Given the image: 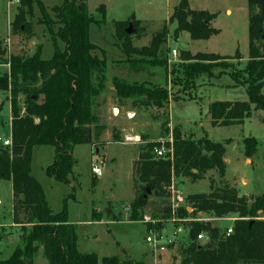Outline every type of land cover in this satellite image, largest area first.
I'll return each mask as SVG.
<instances>
[{
  "label": "trees",
  "instance_id": "obj_1",
  "mask_svg": "<svg viewBox=\"0 0 264 264\" xmlns=\"http://www.w3.org/2000/svg\"><path fill=\"white\" fill-rule=\"evenodd\" d=\"M16 2V12L9 23L10 33L21 39L32 38L30 17L34 0ZM38 4V22L46 27L54 42L52 56L42 59L39 46L33 53L10 54L4 60L8 69L0 74V90L8 92L11 116V144L0 143V178L11 182L12 223L22 230L20 243L8 258L0 262L33 264V255L42 246L49 264H99L94 252L78 249L76 225L68 221L66 207L54 212L31 172L33 147L51 145L53 160L45 172L55 180L67 183L76 162L73 147L103 142L106 126L101 122L97 98L106 87L107 62L97 55L98 46L89 40L88 33L89 25L98 21L88 12L85 0H64L61 5L50 8L52 15L41 2ZM247 6V61L242 70L229 73L234 85L245 87L247 100L210 102L208 114L212 126L241 124L250 116L251 107L264 110L261 91L264 85V0H247ZM98 9L104 15V5ZM215 16L216 13L207 10L191 9L188 0H179L168 21L175 22L174 35L186 31L191 39H207L217 32L211 25ZM126 22L115 20L112 23L115 44L126 55L124 59L112 62L113 71L116 70L111 78L113 98L118 105L131 99L133 107H153L158 111L153 117L161 118V130L166 136L170 130L167 109L171 97L168 89L148 80L131 79L130 75L153 74L155 68L167 70V56L159 52L166 43L168 28L163 24L148 44L137 47L125 31ZM132 22L138 32V20ZM57 39L63 42L62 49L57 46ZM3 52L0 48V54ZM179 58L182 63L175 71L180 70L184 82L192 83L203 73L212 74L211 63L207 61L218 59L219 55L190 54L182 50ZM171 132L172 160L155 155V142L148 141L138 149L133 164L134 197L129 203V220H143L149 197L154 196L161 200L153 202L159 213L153 214L152 218L175 217L188 221V241L177 247L180 264H264V191L246 197L227 183L216 186L210 180L208 192L188 194L185 203L176 208L173 216L167 199L170 197L167 188L172 179L184 177L196 182L211 170L223 176L225 144L230 139L216 142L206 135L204 129L196 139L179 127L172 128ZM117 133L112 134L115 142L121 141ZM242 142L245 156L251 157L256 152L257 140L248 136L242 138ZM92 184H96L95 179ZM199 214L209 218L236 215L237 219L233 221L232 232L226 235V226L199 220ZM92 217L99 219L94 210ZM147 225L162 229L159 222ZM200 233L206 236L205 240L197 239ZM100 264L148 263L111 255L103 256Z\"/></svg>",
  "mask_w": 264,
  "mask_h": 264
},
{
  "label": "rangeland",
  "instance_id": "obj_2",
  "mask_svg": "<svg viewBox=\"0 0 264 264\" xmlns=\"http://www.w3.org/2000/svg\"><path fill=\"white\" fill-rule=\"evenodd\" d=\"M38 1L47 7L52 15L50 8L61 5L64 0H34L30 17L34 36L21 39L18 35L10 33L9 25L18 2L0 0V48L4 51L0 54V74L7 71L8 65L4 60L10 54L22 51L33 53L39 46L42 59L52 56L54 42L46 27L38 22ZM178 1L85 0L88 12L98 21L89 25V40L98 46L97 55L104 57L107 62L106 87L97 98L101 122L106 126L102 135L103 142L98 145L78 144L73 147L72 155L76 162L67 183L57 181L45 172L46 166L53 160V146L36 145L32 149L31 172L42 186L48 205L54 212L60 211L63 206L66 207L68 221L76 225L78 249L82 252H94L99 258V264L103 256L111 255L129 257L148 264H175L177 247L188 241L187 219L152 218L153 214L159 213L154 209L153 202L161 200L154 196L149 197L148 206L144 211L143 219L148 217V222L129 220V203L134 197L133 164L138 157V149L148 141L158 145V139L164 138L165 135L163 136L160 126L161 118L153 117L158 114L153 107H133L131 99L118 105L113 98L110 86L116 70L113 71L112 62L126 57L122 49L115 44L112 24L115 20H126L125 29L131 24V43L137 47L148 44L154 32L163 24L168 28L166 43L161 46L159 53L167 56L173 48L177 53L171 62L167 61V70L155 68L153 74L139 73L130 75V78L159 83L168 89L171 97L167 109L169 129L179 127L194 139L202 135V129L216 142L230 139L229 143L225 144L224 159L227 163L223 176L211 170L196 182L184 177L172 179L171 183L173 182L182 193L183 203L188 194L208 192L210 180L216 186L227 183L246 197L264 191V110L251 107L250 116L241 124L229 126H212L208 114V105L212 101L247 100L245 87L234 85L229 75L230 72L242 70L247 61V0H188L191 9L216 13L211 25L217 32L207 39H191L186 31L174 35L175 22H169L168 18ZM100 5L105 7L104 15L97 11ZM135 19L138 20V32H135L136 27L132 22ZM56 44L60 49L64 47L59 39ZM182 50L189 51L190 54L202 52L219 55L218 59L207 61L211 63L212 74L203 73L192 83L184 82L180 70L175 71L182 63L179 58ZM261 91L264 95V85ZM10 119L8 92L0 90L1 144L5 138L10 137ZM114 131L118 132L121 141L112 140ZM125 134H138L142 142H122V136ZM248 136L257 140L254 158L244 154L242 138ZM246 157L248 159L244 162ZM92 165L100 167L101 175L92 172ZM93 179L96 180L94 185ZM11 209V182L0 178V261L11 255L20 243L22 234L21 227L12 223ZM93 210L97 218V212H100V222L92 217ZM258 213L261 214V211ZM112 215L119 219L114 220ZM197 216L203 218L202 220L215 222L204 214ZM150 220L154 221V224L159 222L161 228L165 229L155 248L148 246L145 239L148 235L145 223L149 224ZM230 223L224 222L225 225ZM33 264H49L42 246L34 253Z\"/></svg>",
  "mask_w": 264,
  "mask_h": 264
},
{
  "label": "built area",
  "instance_id": "obj_3",
  "mask_svg": "<svg viewBox=\"0 0 264 264\" xmlns=\"http://www.w3.org/2000/svg\"><path fill=\"white\" fill-rule=\"evenodd\" d=\"M17 1V0H16ZM176 49H171L169 53L167 54V61L171 62L173 60V57H176ZM122 142H129V143H141V137L138 134H125L122 136ZM3 145H10L11 140L9 138H5L2 141ZM154 153L157 157H168L169 159L172 160L173 158V136L171 130H169L168 134L163 138L160 137L158 139V145L154 148ZM92 172L95 175H101V169L99 166L92 165L91 167ZM168 191L170 193V206L172 210V214L174 216V211L176 210L177 207L183 204V196L182 193L175 187L174 183H170L168 187ZM175 218V217H173ZM199 220H202L203 218H198ZM209 219V218H208ZM215 222L220 223L221 225L226 226L225 229V234L229 235L232 232V224L235 219H237V216H224V217H211ZM143 221L148 222V217H144ZM230 221L231 223L228 225H225L224 222ZM151 224H154L155 222L150 220ZM148 235L146 236V242L149 246L152 248H155L156 245H158V241L162 238V233L160 230L156 229L154 226H150L148 228ZM198 240H205L206 236L202 233L197 235Z\"/></svg>",
  "mask_w": 264,
  "mask_h": 264
},
{
  "label": "crops",
  "instance_id": "obj_4",
  "mask_svg": "<svg viewBox=\"0 0 264 264\" xmlns=\"http://www.w3.org/2000/svg\"><path fill=\"white\" fill-rule=\"evenodd\" d=\"M110 87H111V86H110ZM111 88H112V87H111ZM256 152H257V146H256ZM256 152H255V154H256ZM253 155H254V154H253ZM253 155H252L250 158H252V157L254 158ZM247 159H248V158L246 157V158L244 159V162H245ZM250 160H253V159H250ZM224 161H225V164H226V163H227L226 159H224ZM251 164H252V163H250V165H251ZM243 184L245 185L246 183L243 181ZM96 212H97V211H96ZM97 214H99V219H100V212H99V213L97 212ZM99 219H98L97 221L100 222L101 220H99ZM69 222H70V221H69ZM146 226H147V231H148V228H149L150 226L147 225V224H146ZM161 233H162V235H163V234L165 233V229L162 228V229H161ZM147 245H148V244H147ZM148 246H149V245H148ZM174 258H175V259H174V263H175V264H180V259H179L178 254H177L176 256H174Z\"/></svg>",
  "mask_w": 264,
  "mask_h": 264
},
{
  "label": "water",
  "instance_id": "obj_5",
  "mask_svg": "<svg viewBox=\"0 0 264 264\" xmlns=\"http://www.w3.org/2000/svg\"><path fill=\"white\" fill-rule=\"evenodd\" d=\"M125 31H126V33H128V34H131V32H132V29H131V24L129 23V25H128V27L125 29ZM130 112H128V114H129ZM147 191H149L148 189H147ZM189 211H190V208H187Z\"/></svg>",
  "mask_w": 264,
  "mask_h": 264
}]
</instances>
